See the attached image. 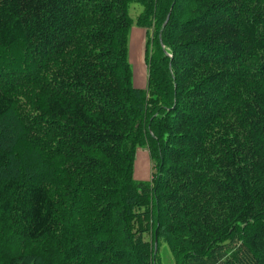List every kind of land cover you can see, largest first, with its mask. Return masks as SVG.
Instances as JSON below:
<instances>
[{
  "label": "trees",
  "instance_id": "16d2710c",
  "mask_svg": "<svg viewBox=\"0 0 264 264\" xmlns=\"http://www.w3.org/2000/svg\"><path fill=\"white\" fill-rule=\"evenodd\" d=\"M0 264H264V0H0Z\"/></svg>",
  "mask_w": 264,
  "mask_h": 264
},
{
  "label": "rangeland",
  "instance_id": "374dc122",
  "mask_svg": "<svg viewBox=\"0 0 264 264\" xmlns=\"http://www.w3.org/2000/svg\"><path fill=\"white\" fill-rule=\"evenodd\" d=\"M142 9L141 3L136 1L129 5V13L133 18V24L128 33V56L131 62L133 83L137 87H143L147 83V69L144 62L147 35L145 27L136 24L137 16ZM133 175L140 180H148L152 177V160L149 151L144 147L139 146L135 150Z\"/></svg>",
  "mask_w": 264,
  "mask_h": 264
},
{
  "label": "water",
  "instance_id": "95a60500",
  "mask_svg": "<svg viewBox=\"0 0 264 264\" xmlns=\"http://www.w3.org/2000/svg\"><path fill=\"white\" fill-rule=\"evenodd\" d=\"M166 21H167V19H166ZM166 21H165V22H166ZM165 22H164V24H165Z\"/></svg>",
  "mask_w": 264,
  "mask_h": 264
}]
</instances>
